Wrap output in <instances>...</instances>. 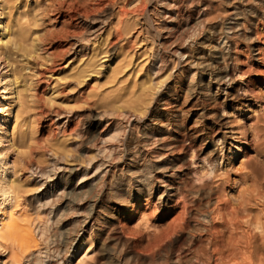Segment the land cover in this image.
Segmentation results:
<instances>
[{
  "label": "bare ground",
  "instance_id": "1",
  "mask_svg": "<svg viewBox=\"0 0 264 264\" xmlns=\"http://www.w3.org/2000/svg\"><path fill=\"white\" fill-rule=\"evenodd\" d=\"M109 1L110 4H112L111 6H113V4L116 2V0L115 2L114 0ZM124 1L125 0H122L121 2ZM126 1H128L127 5L125 3H118L117 6L114 5L116 8H113V13H111L114 14L112 21L113 23H111V25L113 24L112 33L116 36V39L118 37V39L121 38V40L124 41L125 38L123 39L122 36H127L126 38L129 36H135L133 39L135 40L145 28L148 29L146 27L147 25L144 26V24L139 23L142 21L140 17V21L136 20V18H138L139 15L142 17L143 12L147 13V16H149V26L152 30V33H147L149 47L146 46V49L151 50V48H154L152 49L154 50L152 53V56L154 55V57L150 63L148 62L149 68H147L148 70H151V72H149L153 75L160 74L159 76H161L163 72H166L169 69V72L167 71L166 73V75H168L173 71L174 68H176L177 64L184 62L185 69H177L176 74L174 75L176 80H172L173 83L170 87L168 86L170 88H167L168 91L175 92L177 89L174 87L175 82L178 80L182 82L181 78L187 77L188 74H191L189 76V81L184 82L183 85L179 86V89L182 92L194 93L196 99L200 98L199 100L203 99L206 101L210 98L209 96L210 91L212 90L211 88L214 87V94L217 97H214L215 101L213 100L214 103L212 104L221 108L220 110H222L223 113L220 116H224L225 108H231L233 109L234 113L241 114V117H243V122H241L242 124L240 123L241 125L238 127L239 132H234L232 129V132L230 131V139L235 143L230 144L231 147L229 148V158L234 157L238 152H240L243 145L252 144L254 139L258 138V134L254 128L256 118H250L248 113L250 110H253L254 106H256L255 104L260 101L261 97L257 96L256 98H252V96L248 94L254 91L252 86L248 84L251 83L250 80H248L244 88L239 85L237 87L235 83V80L237 81L238 79V77L236 79L237 74L241 78V76L244 77L245 75L251 73V70L249 71L247 68V70L242 71V68L240 67L241 69H238L236 64H238L237 61H242L240 60V53L243 51L242 49L249 47L253 50L254 48L255 37L253 39L252 35L258 32L257 29L260 26L264 25V21H262L264 20V0H253V2L258 5L256 7H249L248 9L247 7L241 9V4L247 3L250 0H226L228 1L226 4H231V6L227 8L220 7L221 9L218 8V4H220L222 0L217 1L216 5L214 4V0H206V2L203 1V4L197 6V18L193 17L191 10L186 12L185 9L190 8V6L195 2L200 3L199 0ZM161 1L165 2L164 6L166 8L164 9V12L163 10L161 12L158 7V4ZM134 2H137L138 4L132 6ZM25 3H27V0H0V65H2L3 70V73H0V85L5 81L4 86L0 87V144H3L5 141H7L10 142V145H12L13 131L12 128L10 130L11 110L15 107L18 114V110L23 104V95L25 92H27L28 88L31 87L24 86V84L26 85L27 83V79L25 80V77L27 78L28 75L30 76L31 72L36 73L33 67L35 61L31 62V60H34L36 57H38V54L36 53L42 50L43 52H41L46 54L47 56H45L48 57L50 53L48 55L47 51L53 46V53H56L55 58L62 60L65 59V55L68 52L67 49L69 47L74 49L76 46L75 41L80 40V49H84V44L86 45V42L88 41V39H86L87 35L84 37L83 35L81 36V34H79L80 36H78V40L75 38V40L72 42H67L70 37L68 35L69 32L66 31L65 27L64 29L62 28L61 33L55 37L54 41L51 42V40L45 39L44 35L40 34L38 27L36 28L34 25L32 27V24L30 23L31 20L28 16L29 12L24 11ZM226 4L224 5L226 6ZM247 5L248 4H246V6ZM126 6L132 7H130V9ZM147 6L149 7L146 8ZM72 7L74 8V6ZM88 13L87 9L81 6V8H78L75 11L73 10V12H65L64 14L58 12L57 17L62 19L61 25L67 26L70 22L69 20L75 21L76 16L78 15L81 20L80 26L83 27V29L80 27L82 29L80 30L82 33L84 28L87 27L86 24L89 21ZM165 15H167V18L170 20H173V18L179 16L182 20L180 22L181 27L179 28H181L182 31L178 34H175L173 30H175L177 26L175 27L172 25V21H170L171 23L166 22L169 24V27L165 26L164 24L166 23L163 24L161 21L165 19ZM27 16L29 20H27ZM215 19L218 23H216L218 26L215 24L216 27L212 25V21ZM39 20L43 21L44 19L41 18ZM93 20L95 19H92V22H94ZM101 20L103 21V18ZM101 20L99 21V25L101 24ZM146 20L147 19H145V21ZM103 22L102 24H106V22ZM145 23H147V21ZM137 26H139L138 29H135ZM100 28L101 26L97 27L98 30ZM94 31L97 32V30L93 29V32ZM196 33L198 34V37L199 34L204 33V37H199L203 39L201 42L196 41V39L194 40L195 35L197 38ZM107 35L108 33L105 34V36ZM105 38L107 39V37ZM105 38H103V40ZM66 44L69 46L65 47ZM195 46L198 48H206L207 50L205 51L207 52L205 53L207 54L203 53L201 56L190 60L192 55L191 51L193 50L192 48ZM77 47L79 48V46ZM121 49L124 50L123 48ZM56 62L55 64H57ZM82 63L83 64L79 66V73L74 75V77L78 80L77 85L85 81L87 69L90 67L88 66V62ZM39 64H41V62ZM42 66L44 67V65ZM168 66L170 68H168ZM50 68L51 67H49V71L51 70ZM45 70L47 71L46 68ZM37 73H39V71ZM149 76L150 75H144L142 77L139 84V91H143L145 93L148 92V96H152L151 88L149 89L146 87L148 82H150V80H148ZM204 77L208 78L207 81H205L206 79ZM144 79H147V81H144ZM28 81H30V79ZM150 84L151 83H149L147 86ZM29 85H31V83ZM152 89L155 88L153 87ZM179 89L177 91H179ZM137 92L138 90L136 91V94ZM176 93L177 92H175V94ZM6 96L8 97L5 98ZM135 96L136 95H134V97ZM26 98L27 97H25V99ZM186 98H184V100H186ZM4 99H7L8 102L6 103ZM119 102H122L121 104H123L122 100ZM244 103H246V105H244L245 107L242 108ZM202 104L203 103H201V105L199 104V107L197 106L193 109H190L189 107L178 112H174V110L173 112L170 111V116L173 120L171 119L172 121L165 123V125L168 126L171 124L177 129L171 136L162 135L160 137L159 132L163 126H161V128L159 126V128L153 129L150 132L148 130V132L137 134L141 137L142 143L144 144L143 146L145 148L152 146L157 148L156 145L158 146L159 144L160 147L158 146V149L169 148L171 146V148L175 149V152L178 150L177 152L181 153V155H184L183 158L173 155V149L169 151L167 149V151L165 150L161 153L157 152L158 154L148 153V155L143 157L144 162L142 161V164L136 168H133L134 170H126L125 172H123L122 168L116 169V166H113L114 163L111 164L110 160H104V162H99L96 165L93 174L90 176L89 172L86 170L90 168L92 159L82 160L85 159L83 157L86 155H81L82 159L79 158L81 159V164L77 165L76 167L64 168L55 164L52 165L51 171L60 172L62 175L59 177L57 182H54L51 185L49 183V189L54 188V196H58V194L61 195V198L64 199V207L70 208L69 205L79 203L81 200H84L87 197L97 199L99 198L98 194L103 192L101 189H104V195H107V199L112 202L111 204L105 201L101 202L99 200V202L96 201L94 203V210L97 215L94 217L95 219L93 223L97 226L91 224L89 231L87 232V236L85 235V229L76 225L77 223L85 224L86 221L84 220L89 216L84 218V220L76 221V225L69 227L67 224L62 223V227L52 234V237L54 239H58L62 246H64L65 249L63 251L70 250L71 246L74 245L71 260H73L76 255H81L86 251L87 247L89 246V236H94L98 242H101V244L103 242L105 247L109 245V242H114L113 245L116 247L113 248V251L119 264H264V213H262L264 212V208H262L264 207V177H261L259 173H250L252 176L249 181L254 187V192L252 193L255 194H252L253 199H249L248 196L249 201H247L250 202L253 207H248L249 204L247 206L245 204V207H238L239 205H235V207L228 202L230 199L227 202L223 201V199L220 200L221 197H218V191V196L216 195V192L213 194V190L211 188L212 185L209 187L207 183L209 179H211V175L215 172L214 166L218 163V156H214L216 153L215 152L214 155H209L208 158L199 157L198 152H196L195 145L200 141L209 139L211 145L213 146V150L217 151L215 147L222 144L223 146L221 147L224 148V141L221 138H218L214 130L216 127L220 126L222 118L225 119V117L209 120V118H211L209 117L210 115H208L209 111L207 112L205 107L206 105L202 106ZM143 109H138L140 114L143 113ZM254 111H256V109ZM227 113L229 112L226 111L225 116ZM246 114H248V116ZM180 116L183 118H179V120L178 117ZM149 119H152V117ZM190 119H192L191 126L188 128L187 126H184L183 130H180V125H183V122ZM156 120L157 119H152L150 121L152 123V121L156 122ZM107 122L108 121H106V123ZM133 126L134 129L141 128V125L138 126L135 124ZM62 128V133H65L66 126ZM146 128V125H143L142 130H145ZM114 131L116 133L124 131V129L121 130L120 128L115 129ZM132 131L134 132L133 129ZM8 134L9 136L7 137ZM157 135H159V137ZM121 139V147L124 146L127 148H136L141 145L140 141H134L132 132L125 134V136ZM164 139L165 141L169 140V142L164 143ZM158 141L161 142L158 144ZM220 141H222V143ZM118 146L119 145H117V147ZM100 148L102 147H99V153L103 151L109 152L110 154L117 149L116 147L106 148L105 146L102 149ZM98 151L96 150V152ZM220 151H222V149H220ZM170 152L172 155L168 156L167 153ZM51 155L54 160L57 161L65 160L66 158H73L70 154H67V151L63 148L58 153L56 151H51ZM134 156L128 160L132 161V159L135 158ZM220 157L222 158V155ZM112 160L113 162L117 161L118 155H115ZM159 161L162 163L158 165L157 162L159 163ZM84 163H86V166L81 168ZM125 173L133 175L134 181H131L132 177L130 176L127 177L125 175L127 178H124L123 176ZM158 173L159 175L155 176V174ZM78 174L81 177L76 183H72L67 187L64 186L60 192L58 191L60 189V184L66 180L67 176L73 177L75 175L77 176ZM14 176L15 171L13 170L11 175H6V177L2 178L0 177V248L4 249V252H6V260L2 261V264H22L20 259L22 254H24L30 248L38 247L32 235V231L30 230V225L35 219L39 218V214H32L29 211L25 201L19 205L18 191L20 192L24 186L22 185L21 181L14 178ZM53 176H55V174H53ZM182 176H184L186 180L179 182L182 183V185L179 183H177L179 184L177 185L174 178H181ZM212 176L214 178V174ZM50 177V175H47V178ZM213 178L211 181H213ZM182 179L183 178H181V180ZM156 183L160 184L154 186ZM218 187L220 186L215 187L216 190H219ZM250 190L252 191V189ZM57 191L59 193H57ZM154 193L159 194L155 199L156 201H152L153 204L152 206L150 205L151 209H148L151 210L152 213L156 210H160L163 213L162 216H171L169 220V226L167 227V232L164 235L160 233L162 236L157 237L158 234H156L154 231V234L157 237L156 240H154L156 238L155 236L152 237L149 235L151 238L150 241H152L153 238L154 242L152 241L151 243L146 241L147 245L143 246L138 243L139 240H136L137 242H132V250L128 248V252H124L125 250L123 249V244H120L119 236H121L124 232L123 225L125 220H132V218L138 214V212H140L138 211L140 208H145L150 202L149 200L154 198ZM190 194H193V196L196 197V200L194 199V201H192L193 204H190L191 206L188 207L186 201L191 198L189 197ZM173 198L174 204L171 203L173 202ZM170 203L172 205H170ZM146 208L142 210L140 213L141 215L146 213ZM177 209H179L178 212L176 211ZM66 213L70 214L68 211H66ZM156 231L158 232V230ZM47 232L42 230V236ZM179 233L183 234V237L181 236L182 239H180V246L178 248L175 247L176 249L163 250L162 244L164 239L168 237L172 238L174 235H179ZM150 238H148V240ZM37 252L38 255L45 253L44 259H46L47 262L51 261L52 257L56 255L54 254V249L48 250L46 248L44 252H41L40 250ZM55 252L57 253V251ZM128 254H135L136 256L142 255L146 257V260H140L141 257L140 259L138 257L133 259L129 257ZM38 261L44 263L43 258H38ZM33 262L29 261V264H34L35 262ZM51 262L48 264H52Z\"/></svg>",
  "mask_w": 264,
  "mask_h": 264
},
{
  "label": "rangeland",
  "instance_id": "2",
  "mask_svg": "<svg viewBox=\"0 0 264 264\" xmlns=\"http://www.w3.org/2000/svg\"><path fill=\"white\" fill-rule=\"evenodd\" d=\"M108 1L109 0H27V3H25L24 11L29 12L28 16L31 20L30 23L32 24V27L33 25L36 28L38 27V29L40 30V34L44 35L45 39H49L51 40V42L54 41L55 37H57L61 33L62 28L64 29L65 27L66 31L69 32L68 35L70 37V39H68L67 42L69 41L72 42L73 40H75V38L76 40H78L77 38L78 36H80L79 34H81V36L83 35L84 37L87 35L86 39H88V41L86 42L87 43L86 45L84 44V46L86 47V48L84 47V49L83 48L80 49V45H81V43L79 45L80 40L75 41L76 46L74 47V49L72 47L71 48L69 47L71 50L69 48L67 49L68 54L66 53L65 59L62 60L59 58H55L56 53H53L54 52L53 46L51 47V49L49 48L47 51L48 55L50 53L48 57H46L47 56L46 54L42 53L43 52L42 50H41L42 52L39 51L38 53H36L38 54V57H36L34 60H31V62L35 61L33 67L36 73L31 72L30 76L28 75L27 78L25 77V80L27 79L26 82L28 84L26 83L25 85L24 83H21L24 84V86H28V87L31 86L27 90L28 93L27 92L24 93V95L26 94L27 95L26 96L23 95L24 105L22 104V107L19 108L18 114H17V109L15 107L11 110L10 130L12 128L13 131L12 145H10V142L7 141H5L3 144H0V177L1 178L6 177V175L9 176L14 170L15 171L14 178L21 181L22 185L24 186L20 190V192L18 191L19 205H21V203L25 201L29 211L32 214L33 213L39 214V218L35 219L30 225V230L32 231V235L38 247L30 248L24 254H22V257L20 258L22 264L23 263L29 264V261L31 262L34 261L35 262V263L33 262L34 264H42L43 262L38 261V258H43L44 260L43 264L46 263L48 264L53 260L56 262L53 261L51 262L52 264L55 263L56 264H119L115 256V253L113 251V248L116 247L115 245H113L114 242L112 243L109 242L108 243L109 245L105 247L103 245V242L101 244V242H98L94 236H89L88 238L89 246L87 247L86 251L81 255H76V257L73 260H71L73 255L72 251L74 245L71 246L70 250L63 251L65 249L64 246H62V244L59 242L58 239H54L52 237V234L62 227V223L67 224V226L69 227L72 225H76L77 223L76 221L84 220V218L89 216L91 219L89 217L86 218L84 220L86 221L85 224L77 223L76 225L78 227L80 226V228L85 229L86 231L85 235L87 236L89 227L91 226V224H94L93 223L95 219L94 217H96L97 215V213L94 210V206H95L94 203L96 201L99 202L100 200L101 202L105 201L112 204V202L109 199H107L108 198L106 197L107 195H104V189H101L103 192H101V194L100 193L98 194L99 198L97 199L87 197L84 200H81L79 203L69 205L70 208L64 207L63 206L64 199L61 198V195L58 194V196L57 195L54 196L55 195L54 188L49 189V183L51 185L52 183L57 182L59 177L62 175L60 172L57 171L55 172L53 171L54 172L53 173L51 171L52 165L55 164L64 168L76 167L77 165L81 164V159H82L81 155L83 156L86 155L83 157L85 159L82 160L92 159L90 168L86 170L89 172V176L93 174L96 165L99 162H104V160L105 161L110 160V163L111 164L114 163L113 166L115 165L116 169L122 168L123 172H125L126 170L131 171L133 168L138 167L140 164L144 162L143 157L148 155V153L158 154L164 152L165 150L167 151V149L168 151L173 149L171 148V146L169 148H160L161 150L158 149L160 147L159 143L161 141L157 142L159 144L158 145L159 147L156 145L157 148L153 146L145 148L143 146L144 144L142 143L141 137L137 135L143 132H148V130L150 132L153 129L159 128V126L160 128L161 126H163L159 132L160 137L162 135L171 136L172 134H174L175 130H177L174 127V125L171 124H169L168 126L165 125V123L167 122L169 123V121L173 120L172 117L170 116L173 110L174 112H178L182 109H187L189 107L190 109H193L197 106L199 107L201 103H203L202 106L206 105L205 107L207 109V112L209 111L208 115H210L209 117H211L209 118V120L225 117V119L222 118V122L220 123V126L216 127V129L214 130L218 138H221L224 141V148L221 147L223 146L222 144V145H217V147H215L217 151L213 150V146L211 145L209 139L200 141L195 145L196 152H198L199 157L208 158L209 155L212 156L214 155L215 152L216 153L214 156L216 157L218 156L219 164L217 163L216 164L217 166L216 165L214 166L215 172L213 171L215 179L213 178L212 176L213 174H212L211 179H209L207 184L209 187L211 185L214 187L213 188L211 186L213 190V194H215V192L216 195L219 193L218 194L219 196L218 195L217 196L219 198L221 197L220 200L223 199V201L227 202L230 199L228 202L231 203L233 206L239 205L238 207H242V206L245 207V204L246 206L249 204L248 207L252 206L251 203L248 202L249 199H253L252 194H255L252 193L254 192L253 191L254 187L251 185L249 181L252 176L251 174L255 172V174L259 173L261 177H264V25L260 26L257 29L258 32L252 35L253 39L255 37L253 50L250 49L249 47H245L246 48V49L244 48L245 50L242 49L244 51V52L241 51L242 53H240L241 54L240 60L242 61H237L238 64H236V67L238 69L242 68V71H245L248 68L249 71L251 70L250 71L251 73L245 75L244 77L241 76V78L237 74L236 79L237 77L238 79L237 81L235 80L237 87L239 85L242 88H244L248 80H250L251 83L248 84L252 86V89L254 91L247 93L251 95L252 98L254 97L256 98L257 96L261 97L260 101H258L257 104H255L256 106H254L253 110H250L248 113L250 115V118L252 119L256 118L254 128L258 134V138L254 139V142L252 144L243 145L240 152H238L234 157L229 158V148L231 147L230 144L235 143L230 139V134H231L230 131L232 129L234 132H239L238 127L239 125L242 124L241 122H243V117H241V114L237 113L238 114L237 115L236 113L233 112V109L225 108V112L227 111L229 113H227L225 116V112H224V116L221 117L220 115H222L223 113L222 110H220L221 108L219 106L212 104L214 103L215 98L217 97L214 94L215 92L214 87L211 88L212 92L210 91V96H209L210 98L206 101H204L203 99L199 100L200 98L196 99L194 93L185 92L186 93L185 94L184 92H182L179 89V86L183 85L184 82L189 81V76L191 74L190 75L188 74L187 76L188 78L187 77L181 78L182 82H180V80L175 82L174 87L177 88L175 92H177L178 94L177 93L175 94V92L173 91L169 92L167 88H169L172 85L173 81L176 80L174 78V75L176 74L177 69L178 68L185 69L184 62L181 63L183 65L177 64L176 68H174L173 71L170 72L168 75H166V73L167 71L169 72L168 69L170 68L169 66L167 68L168 70L166 72H163L164 74L161 72L163 74V75L161 74V76H159L160 74L158 75L151 74L150 73L151 70L150 69L148 70L149 68L148 64L152 61V58L154 57V55L152 56V53L154 51L152 49L154 48H151V50L146 49V46H148L149 43L148 34L152 33V30L150 29L149 26V19H148L149 16H147V13L143 12L142 17L141 15H139L138 18H136V20L140 21L139 20L140 17V19L143 21V19L146 17L145 19H147L146 20L147 23H145L146 22L145 19H144L145 22L140 21L139 23L144 24V26L147 25L146 27L148 29L145 28L143 32L136 37L135 40H133L135 36L133 37L129 36L128 38H126L127 36L125 37L122 36L123 39L125 38L124 41L121 40V38L118 39V37L116 39V36L112 33L113 24L111 25V23H113L112 21L114 18V14L111 13H113V10L116 8L115 6H117L118 3H125L127 5L128 1L125 0L124 2H121L122 0L120 1L116 0L115 2L114 0L115 4H113V6H111L112 4H110V1L109 2ZM163 1H161L158 4L159 10H161V12L162 10L164 12L165 11L164 9L166 8L164 6L165 2ZM199 1L200 3L195 2L190 6V8L187 7L188 9H185L186 12H188V10H191L193 17L195 18L198 17V16L196 17L197 6L206 2V0H199ZM217 1L219 0H214L215 5ZM226 2L228 1L222 0L221 3L218 4L219 5L218 8L230 7L231 4L227 5ZM223 3L226 4V6ZM137 4H138L137 2H134L132 6ZM243 4H241L242 6L241 9L246 7L248 9L249 7H256L258 5L254 3L253 0H250L249 2ZM246 4L248 5L246 6ZM80 5L87 9V13L89 10L88 13L89 21L86 24L87 27L84 28V31H82V33L80 30H82L83 27L80 26L81 20L78 15L76 16L75 21L69 20L70 21L68 23V25L70 24L69 26L61 25L62 19L57 17L58 12H61V14H64L65 12H73V10L75 11L78 8H81ZM72 6H74V8ZM132 6L129 7L126 6V7L130 8ZM148 7L149 6H147L146 8ZM68 9L71 10L73 9V10L71 11ZM28 16H27V20H29ZM41 18L44 19L45 21L39 20ZM102 18L103 21L105 19L104 22L101 20ZM92 19H95L93 20L94 22H92ZM100 20H101L100 22L101 24L99 25ZM161 21L163 24L166 22L171 23L170 21H172L171 24L174 25L175 27L177 26L175 30H173L175 34H178L179 32L182 31L181 28H179L181 27L180 22L182 21L179 16H176L175 18H173V20H170L169 18H167V15H165V19ZM102 22L103 23L106 22V24H102ZM212 23H213L212 25H214L215 27L218 24L216 19L213 20ZM164 25L169 27V24L167 23ZM100 26L101 28L98 30L97 27ZM138 27L139 26L135 27V29L136 28L138 29ZM93 29L97 30V32L95 31L93 32ZM106 33H108L107 36H105ZM201 36L204 37V33L199 34V37ZM102 37L103 38L107 37V39L105 38L103 40ZM199 37L198 34H197V38L195 35L194 40L196 39V41L201 42L203 39ZM67 46L69 45L66 44L65 47ZM77 46H79V48ZM197 46L192 48L193 50L191 51L192 55L190 60H193L195 57H199L203 53L207 52L205 51L207 50L206 48L205 49L202 47L198 48ZM120 47L123 48L124 50H122ZM196 47L197 49L195 50ZM55 60L58 62H56ZM39 61L41 62V64H39L40 63ZM55 62L57 64H55ZM82 62L85 63L88 62V66L90 67L89 69H87L85 81L77 85L78 80L74 77V75L79 73V69H80L79 66L83 64ZM42 65H44L47 71ZM37 67L39 70L37 69ZM49 67H51L50 69L52 71L51 70L49 71ZM38 71L40 74L37 73ZM0 73L1 74L3 73L2 65H0ZM144 75H150L148 77V80H150L148 84L149 83L151 84L149 86H147L148 85L147 84L146 87H148L149 89L151 88L152 93L151 92L150 93L152 94V96H148L149 95L148 92L145 93L141 91L142 92L141 93L139 91L140 89L139 84ZM204 78L206 79L205 81H207L208 78L206 77ZM29 79L30 81H28ZM151 80L153 83L151 82ZM144 81H147V79L146 80L144 79ZM30 83L31 85H29ZM4 84L5 81L1 83L0 87L1 86L3 87ZM153 87L155 89H152ZM178 89L179 91H177ZM137 90H138L137 94L139 93L138 95L136 94ZM134 95L136 96L134 97ZM121 96L123 97V99ZM7 97L8 96H6L5 98ZM25 97L27 98L25 99ZM184 98H186V100H184ZM120 100L123 101V104H121L122 102H119ZM4 101H6V103L8 102L7 99H4ZM244 105H246V103L243 104L242 108L245 107ZM141 108L144 109L142 110L143 113L140 114L138 109ZM255 109L257 112L254 111ZM248 114L246 115L248 116ZM151 117L152 119H157L156 122L157 121L158 122L156 123L155 121H152L151 123L150 120L152 119H149ZM179 118H183V117L180 116L178 117V119ZM106 121L108 122L106 123ZM191 121L192 119L183 122L182 123L183 125H180V128L178 126V128L180 130H183L184 126L185 127L187 126V128L190 127L192 124ZM159 122L161 123V125ZM118 123L120 124V126ZM135 124H137L138 126L141 125V128L140 129L135 128L136 129L135 130L133 126ZM142 124L146 125L147 128L145 130H142L143 128ZM65 126H66L65 133L63 132L64 133L63 135L62 127ZM120 128L121 130L124 129V131L115 133L114 130ZM132 129L134 130V132L132 131ZM129 132L133 133L134 141H140L141 145H139L136 148H132V147L127 148L124 146L122 147L120 146V142L122 141L121 138H123L125 134H128ZM167 132L169 135L167 134ZM159 135L157 136L159 137ZM8 136L9 134L7 135V137ZM163 142L167 143L169 142V140L165 141L164 139ZM220 142L222 143V141ZM117 145L119 146L117 147ZM104 146L106 148L116 147L117 149L113 151L114 153L112 152L111 154L109 152H103V151L99 153L98 151L99 147L103 148ZM62 148L66 150L67 154H70L73 158L72 159L66 158L65 160H61V161L54 160V158L51 155V151H56L58 153L59 151L62 150ZM220 149H222V151H220ZM96 150L98 152H96ZM173 150H174L172 152L173 155L179 156L180 158L184 157V155H181V153L177 152L178 150H176V152L175 149ZM115 155H118V160L113 162L112 159L114 158ZM167 155L171 156L172 154L170 152L167 153ZM221 155L222 158L220 157ZM132 156H134L135 158L132 159V161H129ZM161 163H162L161 161H159V163L157 162L158 165ZM85 166L86 163H84L81 168ZM53 174H55V176H53ZM47 175H50L51 177L47 178ZM78 175L77 176L75 175L73 177L67 176L66 180L60 184L59 186L60 189L58 191L60 192V190L64 186L67 187L72 183H76L78 179L81 177L80 175L79 176ZM125 175L127 177L128 176L132 177L131 181H134L133 175H129L125 173L123 176L124 178L126 177ZM157 175H159V173L155 174V176ZM181 178L183 179L181 180ZM181 178L179 177L174 178L176 184L186 180L184 176H182ZM212 178L213 181L215 180L214 182L211 181ZM158 184L160 183H156L154 184V186ZM179 184L182 185V183ZM217 186H220L218 187L219 190H216L215 187ZM250 189H252V191ZM58 191L57 193H59ZM158 194L159 193L156 194L154 193V198L149 200L150 204L148 203L146 206L147 208L145 207L147 214L145 213L144 215H141L140 213L145 208L142 209L140 208L138 210L140 212H138V214H136L132 218V220L131 219L125 220L123 225L124 232L122 233L121 236H119L120 244H123V249L125 250L124 252H128L127 250L131 249L132 247V242H137L136 240L140 241V242L138 241L139 244L146 246L147 242L152 243V241L154 242V240H156L157 237H161L167 232V227L169 226V220L171 216L170 215L162 216L163 213L160 210H156L153 213L151 212V210H149L151 209L153 202L156 201L155 199L158 196ZM189 197H191L189 198V200L190 199L191 200L189 201L187 199L189 202L186 201L188 207L193 204L192 201H194V199L196 200V197L193 196V194H190ZM171 203L174 204V198H173V202ZM171 203L170 205H172ZM66 211H68V213L70 214H67ZM176 211L178 212L179 209H177ZM95 225L96 224H94V226ZM42 230L48 232L45 233V235L43 234L42 236L41 234ZM156 230H158V232ZM154 231L156 232V234H158L157 237L154 234L155 233ZM149 235L152 237L155 236L156 238L154 237L155 239L153 240L152 238V241H150L151 238ZM181 236L183 237V234L179 233V235L178 234L174 235L172 238L168 237L164 239V242L162 244V249L168 250V249L178 248L180 246V239H182ZM147 237L150 239L148 240ZM46 248L48 250L54 249V254H56V255L53 254L54 257H52L51 261L49 262H47L46 259H44L45 253L38 255L37 252L39 250L41 252H44ZM55 251H57V253ZM128 256L133 259L135 257H138L140 259L141 257L140 260H144V261L146 260V257L142 255L136 256L135 254H128ZM5 260H6V252H4V249L0 248V264H2V261Z\"/></svg>",
  "mask_w": 264,
  "mask_h": 264
}]
</instances>
